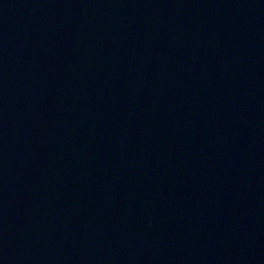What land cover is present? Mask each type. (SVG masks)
I'll return each instance as SVG.
<instances>
[{
    "label": "water",
    "instance_id": "water-1",
    "mask_svg": "<svg viewBox=\"0 0 264 264\" xmlns=\"http://www.w3.org/2000/svg\"><path fill=\"white\" fill-rule=\"evenodd\" d=\"M0 264H264V0H0Z\"/></svg>",
    "mask_w": 264,
    "mask_h": 264
}]
</instances>
